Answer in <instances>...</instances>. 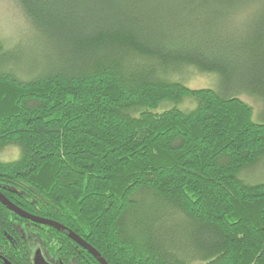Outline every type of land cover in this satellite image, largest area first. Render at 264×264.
Returning <instances> with one entry per match:
<instances>
[{
    "label": "trees",
    "instance_id": "1",
    "mask_svg": "<svg viewBox=\"0 0 264 264\" xmlns=\"http://www.w3.org/2000/svg\"><path fill=\"white\" fill-rule=\"evenodd\" d=\"M13 1L0 194L58 225L0 201V264H101L69 230L107 264H264V0Z\"/></svg>",
    "mask_w": 264,
    "mask_h": 264
},
{
    "label": "rangeland",
    "instance_id": "2",
    "mask_svg": "<svg viewBox=\"0 0 264 264\" xmlns=\"http://www.w3.org/2000/svg\"><path fill=\"white\" fill-rule=\"evenodd\" d=\"M27 28V22L17 4L13 0H0V38L3 39L5 43L13 44V42L20 37L19 34L22 31H26ZM188 73L190 75L185 83L194 90L200 88H213L216 86L217 80L214 75H199L194 72V70H190ZM190 99L193 100L194 98L190 97ZM241 99L252 109L253 121L261 122L264 120L262 105L258 100L246 96H241ZM193 106L194 102H190L189 99L185 98L184 102L181 104L165 102L153 111L162 113L165 109H170L172 107L189 109ZM17 155V148L9 146L0 152V159L10 160L17 157ZM250 174L248 178L253 180H262V178H264V170L260 169V166H255L253 170L250 171ZM35 253L39 254V251L36 250L34 254Z\"/></svg>",
    "mask_w": 264,
    "mask_h": 264
},
{
    "label": "water",
    "instance_id": "3",
    "mask_svg": "<svg viewBox=\"0 0 264 264\" xmlns=\"http://www.w3.org/2000/svg\"><path fill=\"white\" fill-rule=\"evenodd\" d=\"M0 200L6 204L5 199L2 198L1 195H0ZM9 208L13 210L14 212H16L17 214H19L20 216L24 217L25 219H29V220L37 221V222H43L44 220H46L41 217L34 216L33 214L27 213L26 211L21 210L19 208H15L12 205H9ZM47 221L52 222L54 225H58L54 221H51V220H47ZM69 236L79 246L85 248L95 258H98L101 264H107L103 259L99 258V253L95 249H93L83 238L79 237L77 234L73 233L72 231H69Z\"/></svg>",
    "mask_w": 264,
    "mask_h": 264
},
{
    "label": "bare ground",
    "instance_id": "4",
    "mask_svg": "<svg viewBox=\"0 0 264 264\" xmlns=\"http://www.w3.org/2000/svg\"><path fill=\"white\" fill-rule=\"evenodd\" d=\"M1 195V194H0ZM2 197V196H1ZM3 198V197H2ZM5 199V198H4ZM1 201V200H0ZM6 201V200H5ZM2 202V201H1ZM3 204H5L4 202H2ZM5 205H7L8 206V208H9V205H12V204H10V203H8L7 201H6V204ZM12 206H14V205H12ZM15 207V206H14ZM15 208H18V207H15ZM10 209V208H9ZM19 209H21V208H19ZM11 210V209H10ZM21 210H23V209H21ZM13 211V210H12ZM25 211V210H24ZM28 213V212H27ZM19 215V214H18ZM34 215V214H33ZM34 216H36V215H34ZM22 217V216H21ZM37 217H39V216H37ZM22 218H24V217H22ZM44 219V218H43ZM27 220H29V219H27ZM47 220H49V219H46V220H44L43 222H37V221H32V220H29V221H32V222H34V223H38V224H50V225H53L54 226V224L52 223V222H49V221H47ZM70 231V230H69ZM74 233V232H73ZM68 237L70 238V236H69V232H68ZM71 239V238H70ZM72 240V239H71ZM93 256V255H92ZM94 257V256H93ZM95 258V257H94Z\"/></svg>",
    "mask_w": 264,
    "mask_h": 264
}]
</instances>
